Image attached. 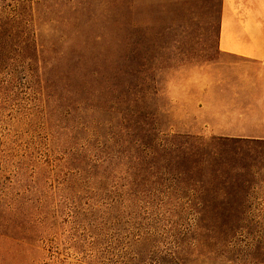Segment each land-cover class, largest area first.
Wrapping results in <instances>:
<instances>
[{"label":"rangeland","instance_id":"374dc122","mask_svg":"<svg viewBox=\"0 0 264 264\" xmlns=\"http://www.w3.org/2000/svg\"><path fill=\"white\" fill-rule=\"evenodd\" d=\"M222 2L0 0V264H264V71L220 55ZM150 131L253 141L199 188Z\"/></svg>","mask_w":264,"mask_h":264},{"label":"trees","instance_id":"16d2710c","mask_svg":"<svg viewBox=\"0 0 264 264\" xmlns=\"http://www.w3.org/2000/svg\"><path fill=\"white\" fill-rule=\"evenodd\" d=\"M20 15V13H19ZM18 16H14L10 21L11 23H1L0 25V56L4 55V49H2L11 38L15 37V31L21 28L19 22H15ZM15 22V23H14ZM22 43L19 47V55L24 58H30L29 56L34 53L38 57L39 49L37 48V41L35 38H29L25 36V31L21 34ZM2 44V46H1ZM38 60V59H37ZM148 97H136L137 104H145ZM125 102V101H124ZM143 108H138L131 113L129 119H126V115L123 117L121 127L124 128L126 133H133L137 130V127L143 125L147 126L144 122V115L141 113ZM154 130V128H152ZM152 129H150L152 131ZM148 131V130H144ZM146 132V135L153 136L150 143L145 144L148 153V158L153 160L163 159V162L168 163L172 169L171 173H174L175 179L182 180L183 178L190 181L191 185H198L199 188L203 187L202 183H206V179H209L211 175L212 181L219 179L216 172L213 171L215 165L218 162L226 160L223 148L228 144H236L237 142L253 141L246 138H211L204 140L198 136L193 135H180L173 133L171 135L159 136ZM144 138V137H143ZM141 143L143 139L140 140ZM202 185V186H201Z\"/></svg>","mask_w":264,"mask_h":264},{"label":"crops","instance_id":"0c3cea01","mask_svg":"<svg viewBox=\"0 0 264 264\" xmlns=\"http://www.w3.org/2000/svg\"><path fill=\"white\" fill-rule=\"evenodd\" d=\"M218 50L240 67V76L264 71V0H223Z\"/></svg>","mask_w":264,"mask_h":264}]
</instances>
